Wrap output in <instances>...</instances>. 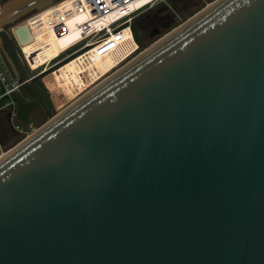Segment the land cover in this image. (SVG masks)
Wrapping results in <instances>:
<instances>
[{
    "label": "water",
    "instance_id": "obj_1",
    "mask_svg": "<svg viewBox=\"0 0 264 264\" xmlns=\"http://www.w3.org/2000/svg\"><path fill=\"white\" fill-rule=\"evenodd\" d=\"M54 1L4 0L0 33ZM0 264H264V0H216L0 157Z\"/></svg>",
    "mask_w": 264,
    "mask_h": 264
},
{
    "label": "built area",
    "instance_id": "obj_2",
    "mask_svg": "<svg viewBox=\"0 0 264 264\" xmlns=\"http://www.w3.org/2000/svg\"><path fill=\"white\" fill-rule=\"evenodd\" d=\"M56 0L49 6L52 8L51 18L53 19L49 23L48 28L56 35H64L70 32L68 21L76 16L83 15L84 21L76 26L81 37L78 42L68 48L66 51L60 53L57 57L47 61L37 69H32L28 57L23 52L21 45L15 41L16 46L20 52L23 63L26 68L32 74V78L43 77L51 70L57 69L65 63H69L71 60L76 59L86 53L95 51L98 54L105 53L115 47L117 41L121 39L122 33L125 30L133 36L132 24L134 19L145 12L148 9H152L160 3H165L166 0ZM138 4V5H137ZM2 2L0 1V10ZM26 18L11 25L8 28L10 36H13V30L22 24H25ZM134 39V36H133ZM140 46L131 53L120 65L112 69L109 73L100 77L95 82L90 84L84 91L79 93L77 99L89 92L91 89L102 83L115 71L122 67L123 64L128 63L134 59L140 53ZM31 58V57H30ZM33 60V59H32ZM6 73L0 69V84L2 85V91L0 98L10 96L14 91L19 88V83L11 81L7 83ZM51 98V94L48 91ZM12 105L14 107V100L11 97V101L6 106ZM14 112L11 116L13 117ZM16 130H19L16 123H13ZM22 131V130H20Z\"/></svg>",
    "mask_w": 264,
    "mask_h": 264
},
{
    "label": "bare ground",
    "instance_id": "obj_3",
    "mask_svg": "<svg viewBox=\"0 0 264 264\" xmlns=\"http://www.w3.org/2000/svg\"><path fill=\"white\" fill-rule=\"evenodd\" d=\"M215 1L208 3L206 7H209ZM142 2L143 0L138 4ZM52 11L51 6L48 5L26 17L25 25L29 29L30 38L22 42L21 47L28 57L32 69H37L47 61L54 59L78 42L81 37L76 26L84 21L83 15L72 17L68 21L70 32L59 36L48 28L49 23L53 20L51 18ZM135 41L129 30H125L113 49L102 54L95 51L86 53L48 72L43 77V82L51 94L52 101L59 111L58 113L63 111L68 103H73L77 99V95L90 84L112 71L133 53L138 48L137 41ZM146 50H142L139 54ZM7 151H1L0 157L6 155Z\"/></svg>",
    "mask_w": 264,
    "mask_h": 264
},
{
    "label": "rangeland",
    "instance_id": "obj_4",
    "mask_svg": "<svg viewBox=\"0 0 264 264\" xmlns=\"http://www.w3.org/2000/svg\"><path fill=\"white\" fill-rule=\"evenodd\" d=\"M4 1V0H0ZM215 0H166L165 3H160L157 6L153 7L152 9H148L142 14L138 15L134 19V23H136L138 28L133 27L132 24V31L135 41L140 46V51L149 48L155 42L160 40L166 34L177 28L178 26L185 23L189 18H191L195 13L202 10L206 7L208 3H211ZM34 14V13H32ZM30 14V15H32ZM28 15V16H30ZM27 16V17H28ZM26 18V17H25ZM168 21L169 26L167 28H160V32L157 35L151 37L149 35L150 30L158 26L160 22ZM144 29L146 31H144ZM9 33L8 30H5ZM145 33H144V32ZM10 42L14 44L12 38L8 37ZM123 64L122 66H124ZM30 73V72H29ZM42 83L45 90L48 92V88L45 86L43 79L41 76L39 80H37L36 84ZM30 83V82H29ZM31 87H35V84L31 82ZM26 97V93L22 95ZM11 101L10 96H5L0 98V107H6V104ZM71 103H68L66 107H68ZM7 107H12L9 104ZM65 107V108H66ZM59 111L57 110L55 104L50 98V107L45 113H41V111H37L32 118V124L30 127L26 128L23 132L13 135L11 138L7 139L3 145H0V152L7 151L13 146H15L18 142L26 138L27 135H30L44 123H46L50 118L54 117ZM5 119V115L0 113V124ZM3 120V121H2ZM6 122V121H5ZM5 124V123H4ZM1 128V127H0ZM3 131L0 129V136L3 138Z\"/></svg>",
    "mask_w": 264,
    "mask_h": 264
},
{
    "label": "flooded vegetation",
    "instance_id": "obj_5",
    "mask_svg": "<svg viewBox=\"0 0 264 264\" xmlns=\"http://www.w3.org/2000/svg\"><path fill=\"white\" fill-rule=\"evenodd\" d=\"M168 26H169L168 21L160 22L158 26H155L150 30L149 35L151 34V32H154L155 35H157L160 32V28H167ZM133 27L138 28L136 23H134V22H133ZM144 31H146V30L144 29ZM0 36H1L3 47H4L5 51L8 53L9 57L11 58L14 66H15V68H16L19 76H20V79H21V83L19 84V88L17 91H19V93L23 99H37V101L39 103V108L37 110H35L31 115V121H32L33 115L37 111H41V113L47 112V110L50 107V96L46 90H43V89L40 90L36 86H35V88L30 86L31 82L34 83L33 80L36 77L32 78L30 83L27 81L26 76H31L32 74L29 73L28 69L26 68L25 64L23 63L20 52L16 46V43L14 42V44H12L10 42V39L8 37L11 38V36L5 30L0 33ZM0 63L2 65L3 71H5V73H6V78L7 79L10 78L11 80L15 79L16 73L10 67L9 62L6 59L2 50H0ZM34 84L37 85L36 83H34ZM35 92H36V95H35ZM24 93H26V97L22 96ZM12 112L15 113V106L10 107V108L7 106L4 108L0 107V113H3L5 115L4 121L2 120L3 122H1L2 124H0V127H1L0 129H1V131H3V133H2L3 138L0 136V145H3L5 143V141L7 139L11 138L13 135L19 134L25 130V129H23L22 131H20L21 129L16 130L14 128L13 123L15 121H14V117L11 116Z\"/></svg>",
    "mask_w": 264,
    "mask_h": 264
},
{
    "label": "trees",
    "instance_id": "obj_6",
    "mask_svg": "<svg viewBox=\"0 0 264 264\" xmlns=\"http://www.w3.org/2000/svg\"><path fill=\"white\" fill-rule=\"evenodd\" d=\"M1 2H3V1H1ZM39 78H40V77H36V78H34V80H33V81H34V83H36V82H37V80H39ZM35 86H36V87H38L40 90H41V89L45 90V88H44L43 84H42V83H40V82L38 83V85H35ZM34 88H35V87H34ZM35 95H36V92H35Z\"/></svg>",
    "mask_w": 264,
    "mask_h": 264
},
{
    "label": "crops",
    "instance_id": "obj_7",
    "mask_svg": "<svg viewBox=\"0 0 264 264\" xmlns=\"http://www.w3.org/2000/svg\"><path fill=\"white\" fill-rule=\"evenodd\" d=\"M26 79H27L28 82H30L32 80V77L26 76Z\"/></svg>",
    "mask_w": 264,
    "mask_h": 264
}]
</instances>
